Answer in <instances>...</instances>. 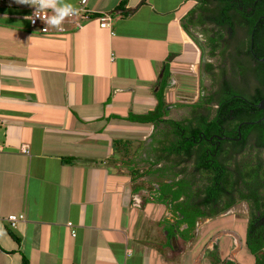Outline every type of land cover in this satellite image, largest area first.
<instances>
[{"label":"crops","instance_id":"0c3cea01","mask_svg":"<svg viewBox=\"0 0 264 264\" xmlns=\"http://www.w3.org/2000/svg\"><path fill=\"white\" fill-rule=\"evenodd\" d=\"M140 1L86 0L79 29L45 35L28 24L33 6L0 0V264H212V245L216 260L233 247L229 236L213 240L226 219L174 243L167 205L134 201L140 175L129 160L139 170L152 124L129 116L156 106L166 64L174 80L178 62L197 57L184 27L194 0H143L127 11ZM20 213L17 242L7 218Z\"/></svg>","mask_w":264,"mask_h":264},{"label":"flooded vegetation","instance_id":"af4514ba","mask_svg":"<svg viewBox=\"0 0 264 264\" xmlns=\"http://www.w3.org/2000/svg\"><path fill=\"white\" fill-rule=\"evenodd\" d=\"M258 1L194 0L189 26L184 27L197 57L188 65L178 62L174 80L166 81L164 105L158 107L156 98V106L145 115L153 118L147 122L152 124L151 138L141 145L138 181L132 177L134 201L145 205L167 199L169 215L162 223L174 243L195 238L204 221L230 222L213 240L229 236L233 247L223 259L211 258L212 264H264V245L254 255L245 243L253 200L249 196L257 193L259 178L264 190V147L259 144L264 131L256 128L264 121V107L258 106L264 98L258 99L264 91V14H259ZM182 79L194 87L180 83ZM135 163L129 160L132 171ZM169 188L189 193L191 208L207 210L193 229L177 215L174 200L165 197ZM241 206L245 216L237 212ZM258 221L264 223V217ZM230 224L244 225V237Z\"/></svg>","mask_w":264,"mask_h":264},{"label":"trees","instance_id":"16d2710c","mask_svg":"<svg viewBox=\"0 0 264 264\" xmlns=\"http://www.w3.org/2000/svg\"><path fill=\"white\" fill-rule=\"evenodd\" d=\"M246 3L250 2L251 0H244ZM259 14H264V0H259ZM233 4V3H232ZM124 6L123 4L119 5V9H121ZM124 15H127V13H123ZM100 16V15H99ZM98 16V17H99ZM185 26V25H184ZM45 34V33H42ZM45 35H57V34H45ZM259 39L261 40V34L259 36ZM170 76L169 72V66L166 64L163 67V73L162 76L158 82V89L154 92L156 98L158 99V107H162L164 104L163 102V91L165 87L167 86L166 81L167 78ZM261 83L264 84V74L261 78ZM264 96V91L260 90L258 99ZM261 115V113H259ZM259 115V116H260ZM130 119L133 121H140V122H149L152 121L153 118H150V113L146 116L143 115H135L130 114ZM255 118V117H253ZM255 126V125H254ZM256 128H259V131H264V121L260 122ZM259 144L264 147V137L263 135L260 136ZM133 175H140V172L137 168L134 167L132 171ZM248 174L249 180H251V177L248 172L245 173V175ZM259 178V176H258ZM261 181L259 178L258 185H257V193L253 191L249 197L253 196V200H250L251 206L249 209V220L246 226V246L250 253L257 254L258 251L263 247L264 245V223H261L258 221V219H261L264 217V190L261 189ZM137 191V190H136ZM166 198H170L171 201L174 200V210L178 211L177 215H183L182 221L186 222L189 225V229H193L195 227V222L199 217H205L207 216V210L199 209L197 208H191L188 203V195L189 193H186L182 190H172L168 189L166 190ZM169 196V197H168ZM157 202L167 204V199L161 198L156 199ZM7 231L9 235L17 242H19V235L15 229V227H12L10 225L7 226ZM217 245H214L213 251L210 250V255L213 256V258H217ZM21 264H28V261L26 257L23 256Z\"/></svg>","mask_w":264,"mask_h":264},{"label":"built area","instance_id":"2783aa9c","mask_svg":"<svg viewBox=\"0 0 264 264\" xmlns=\"http://www.w3.org/2000/svg\"><path fill=\"white\" fill-rule=\"evenodd\" d=\"M76 9L78 10V14L74 15V16H69L68 18L65 19V21L62 24V30H57L56 28H53L50 25H47L42 19L40 18H36L35 19V23H33L32 21L28 20V24L30 26V28H32L33 30H36L40 33H45V34H61V33H65L68 32L69 30H71V28L69 27V25H72L74 29H79L82 26V20H87L89 18L88 13L89 10L86 7V0H81L79 5L76 7ZM36 13V8L35 6H33L31 8L30 14L28 16H34ZM37 14L39 15H43V13H41L39 11V9H37ZM48 15H52L49 13V11L47 12ZM27 16V17H28ZM99 26L102 28H109L110 27V16L108 13H101L99 17H97ZM3 124V120L2 118H0V128ZM3 150V145L0 141V151ZM22 152H28L27 151V147L24 145L21 148ZM25 219V215L20 213V214H10L7 218V220L9 221L10 226L15 227L16 224L22 220ZM68 226H72L71 222H68ZM75 234V232L73 231V235Z\"/></svg>","mask_w":264,"mask_h":264},{"label":"clouds","instance_id":"9594fccd","mask_svg":"<svg viewBox=\"0 0 264 264\" xmlns=\"http://www.w3.org/2000/svg\"><path fill=\"white\" fill-rule=\"evenodd\" d=\"M15 3L35 6V15L28 16L26 19L35 23V19L38 17L57 30H62V24L66 18L78 14V10L68 0H15ZM37 9L43 15L37 14ZM48 10H51L53 14L48 15Z\"/></svg>","mask_w":264,"mask_h":264},{"label":"rangeland","instance_id":"374dc122","mask_svg":"<svg viewBox=\"0 0 264 264\" xmlns=\"http://www.w3.org/2000/svg\"><path fill=\"white\" fill-rule=\"evenodd\" d=\"M176 1H178V0H174V2H176ZM178 79H179V76H176ZM181 79V78H180ZM183 80V82H181V81H179L180 83H183V84H185L186 82H188V80L187 79H182ZM189 81H191V80H189ZM188 84H189V82H188ZM190 86H191V88H193L194 87V85H193V83L191 82L190 84H189ZM187 99H191V96H189ZM180 111L181 112H183L184 110L183 109H181V110H179L178 112V114H180ZM175 112V111H174ZM177 113V112H176ZM175 115V114H174ZM237 212L239 213V214H241V215H243V216H245L246 214H245V212H244V207L243 206H241V207H239L238 209H237ZM242 216V217H243ZM241 217V218H242ZM243 227H244V225L242 226H240L239 228L241 229V232L243 233ZM244 234L245 233H243L242 234V236L244 237Z\"/></svg>","mask_w":264,"mask_h":264},{"label":"water","instance_id":"95a60500","mask_svg":"<svg viewBox=\"0 0 264 264\" xmlns=\"http://www.w3.org/2000/svg\"><path fill=\"white\" fill-rule=\"evenodd\" d=\"M142 1L143 0H141L140 3L135 8H129L127 11L129 13H131L132 11H134V9H136V8H138L140 6V4L142 3ZM263 103H264V98L259 102L258 106L259 107H264Z\"/></svg>","mask_w":264,"mask_h":264}]
</instances>
